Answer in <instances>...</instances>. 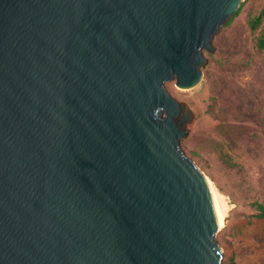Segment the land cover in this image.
<instances>
[{
    "label": "water",
    "instance_id": "obj_1",
    "mask_svg": "<svg viewBox=\"0 0 264 264\" xmlns=\"http://www.w3.org/2000/svg\"><path fill=\"white\" fill-rule=\"evenodd\" d=\"M244 0H0V264H222L186 103Z\"/></svg>",
    "mask_w": 264,
    "mask_h": 264
},
{
    "label": "rangeland",
    "instance_id": "obj_2",
    "mask_svg": "<svg viewBox=\"0 0 264 264\" xmlns=\"http://www.w3.org/2000/svg\"><path fill=\"white\" fill-rule=\"evenodd\" d=\"M263 13L264 0H244L214 38L215 52H204L201 82L189 90L166 84L194 115L181 148L218 198L222 264H264V19L257 31L249 26Z\"/></svg>",
    "mask_w": 264,
    "mask_h": 264
},
{
    "label": "trees",
    "instance_id": "obj_3",
    "mask_svg": "<svg viewBox=\"0 0 264 264\" xmlns=\"http://www.w3.org/2000/svg\"><path fill=\"white\" fill-rule=\"evenodd\" d=\"M238 14H239V11H238L237 15H238ZM237 15H236V16H237ZM236 16H235V17H236ZM235 17H234V18H235ZM234 18H233V19H234ZM233 19H232V20H233ZM263 19H264V13H263L261 16H258V17H256V18L250 20V21H249L250 29H251L252 31H257V30L261 27V25L263 24ZM232 20L229 22V24L232 22ZM229 24H228V25H229ZM257 47H258L259 50H264V36H263L261 39H259V40L257 41ZM260 208L263 209L261 206H260ZM258 216L264 218V211H262V213H260V215H258Z\"/></svg>",
    "mask_w": 264,
    "mask_h": 264
},
{
    "label": "bare ground",
    "instance_id": "obj_4",
    "mask_svg": "<svg viewBox=\"0 0 264 264\" xmlns=\"http://www.w3.org/2000/svg\"><path fill=\"white\" fill-rule=\"evenodd\" d=\"M209 185H210V190H211L212 197H213V200H214V206H215L216 216H217V220H218V228L220 229V227L223 226L224 218H223V214L221 212V208H220V205H219L218 198L216 197V194L213 192V189H212V186H211L210 183H209Z\"/></svg>",
    "mask_w": 264,
    "mask_h": 264
}]
</instances>
